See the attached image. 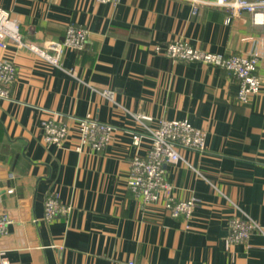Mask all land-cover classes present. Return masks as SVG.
<instances>
[{
  "label": "crops",
  "instance_id": "obj_1",
  "mask_svg": "<svg viewBox=\"0 0 264 264\" xmlns=\"http://www.w3.org/2000/svg\"><path fill=\"white\" fill-rule=\"evenodd\" d=\"M27 39H63L84 26L85 48H67L60 65L7 39L0 58L18 69L10 96L0 98V210L12 223L0 237L10 264H264V84L248 103L226 68L156 53V43L182 37L213 52L260 56L264 33L247 11L193 0H0ZM111 92L109 95L106 92ZM188 118L207 132L205 152L182 149L167 164L177 199H194L189 218L163 202L144 203L128 185L131 161L151 144L133 143L144 129L136 115ZM91 113L119 129L101 150L68 136L46 144L43 122ZM70 204L48 219L46 198ZM246 214L262 226L248 242H231L228 221Z\"/></svg>",
  "mask_w": 264,
  "mask_h": 264
},
{
  "label": "built area",
  "instance_id": "obj_2",
  "mask_svg": "<svg viewBox=\"0 0 264 264\" xmlns=\"http://www.w3.org/2000/svg\"><path fill=\"white\" fill-rule=\"evenodd\" d=\"M114 1V0H101ZM196 10L198 4L225 6L233 13L247 11L255 23L262 27L264 33V0H193ZM89 32L84 26L69 24L63 39H47L39 45L21 33L19 23L12 19L10 12L0 6V46L6 47L7 39L14 41L19 47H25L40 55L48 62L60 65L61 58L67 48L81 50L88 42ZM156 53L166 54L182 61H200L208 65L223 67L229 70L238 80L237 98L248 103L257 94L264 78L259 75L260 56L257 52H232L224 54L195 47L189 40L178 37L169 40L165 45L156 43ZM18 76L16 64L7 58H0V98H8L11 88ZM109 95L111 92H106ZM144 129H130L133 143L140 145L143 138H149L151 144L146 153L136 154L132 158L128 185L135 195L144 203L162 201L165 210L173 217L189 218L196 204L194 199H177L172 190L173 184L168 178L167 164L177 163L183 156L182 149L205 152L207 150V132L195 126L188 118L161 119L159 125L151 127L145 121L151 116L140 112L136 115ZM71 121L76 125L80 143L101 150L112 141L119 126L101 120L91 113L83 116H71L64 119L57 113L51 114L43 122V140L46 144H60L69 134ZM71 209L59 198L57 193L50 194L45 200L44 214L48 219L66 215ZM12 217L7 210H0V237L9 231ZM228 238L231 242H248L254 230H262V226L246 214H233L228 221ZM0 264H10L5 255H0ZM131 264H134L131 262Z\"/></svg>",
  "mask_w": 264,
  "mask_h": 264
}]
</instances>
